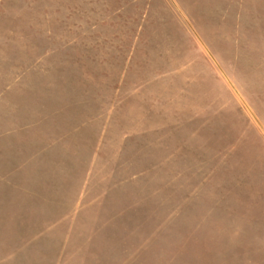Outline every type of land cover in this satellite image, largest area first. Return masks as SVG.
I'll return each mask as SVG.
<instances>
[{
  "label": "rangeland",
  "instance_id": "obj_1",
  "mask_svg": "<svg viewBox=\"0 0 264 264\" xmlns=\"http://www.w3.org/2000/svg\"><path fill=\"white\" fill-rule=\"evenodd\" d=\"M0 264H264V0H0Z\"/></svg>",
  "mask_w": 264,
  "mask_h": 264
}]
</instances>
